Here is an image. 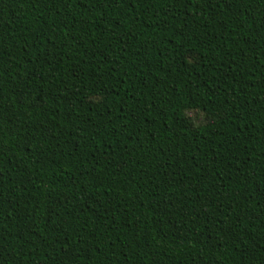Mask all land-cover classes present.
Instances as JSON below:
<instances>
[{"label":"trees","instance_id":"1","mask_svg":"<svg viewBox=\"0 0 264 264\" xmlns=\"http://www.w3.org/2000/svg\"><path fill=\"white\" fill-rule=\"evenodd\" d=\"M0 264H264V0H0Z\"/></svg>","mask_w":264,"mask_h":264},{"label":"rangeland","instance_id":"2","mask_svg":"<svg viewBox=\"0 0 264 264\" xmlns=\"http://www.w3.org/2000/svg\"><path fill=\"white\" fill-rule=\"evenodd\" d=\"M187 114L194 118L195 120V124H200V123H203L206 121L204 115H202L201 113L197 112V111H190V112H187Z\"/></svg>","mask_w":264,"mask_h":264}]
</instances>
